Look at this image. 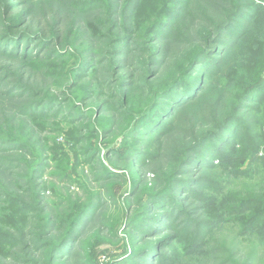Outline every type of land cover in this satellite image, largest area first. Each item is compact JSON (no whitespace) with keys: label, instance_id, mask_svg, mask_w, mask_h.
<instances>
[{"label":"trees","instance_id":"1","mask_svg":"<svg viewBox=\"0 0 264 264\" xmlns=\"http://www.w3.org/2000/svg\"><path fill=\"white\" fill-rule=\"evenodd\" d=\"M38 1L0 0V99L11 102L13 110L9 120L11 129L3 130L2 123L0 125V153L23 148L25 138L14 132V125L28 120L54 121L56 112L63 110L66 113L60 117L61 121L68 125V138L74 139L72 135L78 128L75 122L93 112L96 120L108 115L116 119L117 124L124 120L130 125L122 131L119 146L106 148V156L124 157L130 171L140 173L142 167L154 165V161L163 157L160 145L174 128L176 133L187 137L188 147L175 167L168 170L170 174L166 176L163 187L155 189L157 182L154 181L150 191L141 190L138 198L141 211L138 215L133 214L129 224L142 233L140 238L148 241L147 249L138 252L145 264H181L182 251L198 254L200 245L192 241L184 244L185 237L172 234L173 227L183 221L206 226L207 223L201 221L202 217L208 213L210 218H222L220 212L242 214L243 220L244 213L253 205L241 199H229L223 190L224 185L216 180H210L205 194H202L194 189L197 183L194 172L189 178L186 173L190 170L191 158L198 151L197 170L216 167L239 176L246 172L241 169L243 164L252 169L264 167V122L259 124L257 119L258 113L264 115V73L250 85L246 86L249 79L246 81L244 92L238 96L232 111L222 117L214 130H208L206 121L215 117V105L222 99L221 89H215L219 88L215 82L219 76L214 83L210 80L208 88L205 87L206 66L219 57L220 49L225 53L219 58L227 54L228 57L235 54L243 56V76L248 74L249 63L257 66L256 62H263L264 0H230L228 15L222 22L215 23L210 31L209 24L197 25L193 19L190 20L195 0H163L154 19L147 23L143 42L139 41L132 27L144 0H118L119 5L111 0H55L54 4L59 8L56 11L52 8L36 10ZM61 9L65 17L58 13ZM117 11L126 13L128 25L122 35L113 39V47L108 51L110 57L97 58L94 51L95 44L100 42V14L106 16L103 20H106L107 28L116 26L114 30L120 26L119 19H114ZM179 15L180 19L175 21L173 17ZM245 17L250 21L242 23L232 33L237 21ZM189 20L192 22L190 27H196L198 36L193 46L192 43L188 45V54L183 56L176 47L175 53L168 46L179 37L180 28ZM80 23L82 26H78ZM86 33L91 40L89 43L83 41ZM256 34H260L262 41L248 48V43L256 40ZM193 48H198L195 53H191ZM134 55L138 60L147 56L120 77H104L103 72H107L109 64L114 71L122 66L120 63L125 58ZM171 58L173 62L170 64ZM99 66L100 82L84 85L90 77L96 78ZM137 74H144V79H139ZM215 74L217 72L211 77ZM161 79L163 84H159ZM79 87L80 101L84 105L93 103L92 107H79L80 104L71 103L70 96L62 97L66 91ZM212 87L216 100L208 119L204 115L202 122L190 116L184 129L173 124L187 109L199 105ZM255 94L257 98L251 103L250 99ZM249 109L254 110L251 120L256 124L255 130L251 122L246 123L243 119ZM3 114L0 112V118ZM74 115L78 120H73ZM235 124L245 127L235 135L237 142H231L226 151L212 157L215 153L214 139L222 140L224 132ZM196 128H199L198 136L194 137ZM209 143L211 145L207 148ZM206 148V152L201 151ZM74 155L77 157V152L74 151ZM165 158L170 160L168 155ZM45 159L43 157L33 164L29 177L8 174L10 165L0 164L2 176L10 178L6 186L10 183L13 186L12 191L0 186V264H67V259L74 257L84 242L85 224L98 219L101 206L107 202L101 195L100 205L93 200L86 204L78 200L74 203L73 200L58 210L55 202L45 197V187L39 180L40 172L46 166ZM115 176L104 167V179ZM138 190L139 181H136L127 197L135 195ZM189 191H195L191 201H187ZM30 195L34 197L30 199ZM193 201L198 203V212L188 210ZM76 205L79 209L72 211ZM200 211L205 214H200ZM139 220L143 222L142 226L136 225ZM245 223V232L251 231L260 241L264 240V222L251 218ZM181 228H186L185 224ZM200 231L203 232L202 229Z\"/></svg>","mask_w":264,"mask_h":264},{"label":"rangeland","instance_id":"2","mask_svg":"<svg viewBox=\"0 0 264 264\" xmlns=\"http://www.w3.org/2000/svg\"><path fill=\"white\" fill-rule=\"evenodd\" d=\"M111 2L119 5L118 0H111ZM162 2L163 0H144L143 6L136 14V19H133L132 28L135 30L140 42L145 39L144 34L148 21L154 19ZM54 3L55 0H39L35 9L42 10L45 8L47 10V8H52L53 11H56L59 8ZM231 3L230 0H195L190 20L193 19L197 25L201 23L209 24L208 28H210V31L215 23H220L226 18L230 11L229 9H231ZM58 13L63 17L66 15L62 9ZM180 17L181 15L177 18L173 17V19L177 21ZM127 18L126 13L117 11L114 19H119L120 26L113 30L116 26L107 28L105 25L106 20H103L106 19V16L100 14V42L95 44L94 51L97 58L106 55L110 57L108 51L113 47V39L123 34L122 32L128 25L129 19ZM190 20L180 28L181 34L174 43L172 41L168 46L169 49L174 51L176 47L177 52L179 50L183 56L188 54V45L192 43L191 45L193 46L195 44L193 41L198 36L197 30H195L196 27L193 25L190 27L192 24ZM249 21L248 17L237 21L232 33L236 32L242 23ZM88 22L90 21L88 20ZM78 26H82V24L80 23ZM75 32L76 30H74ZM255 39V41L248 43V48L262 41L260 34H256ZM83 41L84 43L91 41L87 33ZM197 49L193 48L191 53H195ZM224 53L223 49H220L217 56L220 57ZM146 56L141 57L139 59H142L141 61L135 55L131 58H125L120 63L122 66L114 70L115 72L109 64L107 72L104 71L105 75L103 73L102 75L105 78L120 77V74L132 70L134 64H140L145 60ZM219 57L206 66L207 74L205 79V87L208 88L210 82L214 83L216 77L219 76L215 81L219 88L215 89H221L222 99L215 105L217 106L214 113L215 117L208 119V113L216 100L215 90L212 87L206 96L202 98L203 101L199 105L190 107L184 112L185 115L181 114L178 119L173 121L175 122L173 124H178L179 128L184 129L187 127L190 116L196 121H202L205 115L206 119H208L206 121L208 130H214L222 120V117L232 111V106L237 103L238 96L244 92L245 87L264 73V57L262 63L256 62L255 65L257 66L249 63L248 74L244 76L242 70L245 69L243 56L235 54L228 57L227 54L224 58ZM169 61L171 64L173 62L172 58ZM103 65L104 63L101 67ZM199 69L197 68V70ZM215 72H217L216 76L211 77V74ZM100 73L99 66L96 78L90 77L84 82V85L91 82L98 84L100 82ZM137 77L143 80L144 74H137ZM247 80L248 84H246ZM163 81L161 79L159 84H163ZM245 84L246 86L244 87ZM80 90L81 87L66 91L62 97L70 96L72 98L71 103H74L73 105L80 104L79 107L83 108L92 107L93 103L87 102V106L80 101ZM255 98H257V94L250 99L251 103H253ZM193 111L194 114L192 113ZM0 112L4 113L0 118L1 128L10 130L9 120L13 114L12 103L0 99ZM252 112L254 113V110L249 109L248 115L243 116V119L246 123L251 122L253 130H255L256 124L251 120ZM56 113V120L54 121L50 119L42 121L28 120L19 125H14V132L20 135L19 137L25 138L24 146L21 150L15 148L10 152L0 153V164L8 163L10 165L11 172L8 174L13 173L19 177H29L32 174L33 164L37 160L46 157V166L40 172L39 180L45 187V197L47 200L54 201V206L58 210H61L68 201L78 200L80 203L86 204L93 200V202L97 201L100 205L101 195L107 199V202L101 208L99 207L101 215L99 214L98 219L95 221L90 220L85 224L86 226L83 229H86V232L84 231V242L77 254L67 259L69 260L67 264H145L143 256L139 255L138 252L147 249L148 241L143 237L140 238L142 233H139L134 225L129 226L131 217L135 213L138 215L141 211V206H138L141 190L150 191L149 188L154 184V181L157 182L154 186L155 189L166 184V176L170 174L168 170L171 167H175L177 160L181 158L183 151L188 147L186 144L187 137L182 133H176L173 128V130L168 132L162 145H160L163 157L154 161L152 163L154 165L142 167L140 173L131 172L128 161L124 157L115 159V157L111 156L108 158L106 156V148L120 145L122 131L130 126L126 124V121L123 120L117 124L116 119L108 115L102 117L99 121L94 119L93 112H90L88 117L75 122L78 128L72 135L74 139H69L67 136L68 125L63 123L60 118L66 112L60 110ZM74 116L73 120L77 118L76 115ZM259 117L264 118V115L257 114L259 124H262L264 120ZM244 128V126L238 127L235 124L225 131L221 137L222 140L225 139V142L220 139H214L215 153L212 157L226 151L231 142L232 144L236 143L238 138L235 135H239ZM104 129H108L109 133L108 131L105 132ZM198 130L199 128L194 130V137L198 136ZM178 142H181V144L178 145ZM210 145L209 143L207 148ZM207 148L201 151L206 152ZM74 151L77 152V157L74 155ZM121 153L123 154V152ZM263 153L264 150H262ZM165 155H168L170 160H167ZM198 157L199 151L191 158L190 170L186 173L189 178L194 172V179L197 180L194 189L205 194L209 181L216 180L224 185L223 190L228 193L229 199H241L253 206L244 213V222L242 214L227 215L225 212H220L222 213L220 217L224 219L222 220V218H210L208 213L205 214L200 211V214H205L201 221L202 223H207L206 226L197 225L192 221H183L177 226L175 225L172 229V234H176L181 238L185 237L184 244L192 241L194 244L200 245L197 249L198 254H185L182 251L180 253L181 264H264V240L260 241L253 232H245V228H243L244 223L251 218H258L264 222V167L260 166L252 169L243 164L241 169H245L246 172L235 176V173L231 174L228 169L222 170L216 167L197 170ZM104 167L109 168L116 176L104 179ZM8 180H10L9 177H4L0 173V186L5 187V190L12 191L13 186L10 185L11 183L8 184V186L10 185L9 187L6 186ZM136 181H139V190L135 195L127 197V193H129L130 188ZM194 192L189 191L187 201L192 199ZM23 195L26 196L28 193H23ZM33 197L34 195H30V199ZM197 208L198 203L196 201L191 202L188 206V210L192 213L198 212ZM78 209V205L75 208L72 207V211H77ZM90 214L88 217H90ZM142 223L139 220L136 225L142 226ZM184 224L186 228H181ZM152 260L154 261V259Z\"/></svg>","mask_w":264,"mask_h":264}]
</instances>
